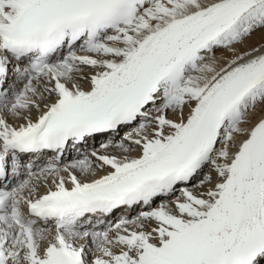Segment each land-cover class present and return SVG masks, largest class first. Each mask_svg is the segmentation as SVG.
Returning <instances> with one entry per match:
<instances>
[{"label": "snow or ice", "instance_id": "snow-or-ice-1", "mask_svg": "<svg viewBox=\"0 0 264 264\" xmlns=\"http://www.w3.org/2000/svg\"><path fill=\"white\" fill-rule=\"evenodd\" d=\"M0 264H264V0H0Z\"/></svg>", "mask_w": 264, "mask_h": 264}, {"label": "bare ground", "instance_id": "bare-ground-1", "mask_svg": "<svg viewBox=\"0 0 264 264\" xmlns=\"http://www.w3.org/2000/svg\"><path fill=\"white\" fill-rule=\"evenodd\" d=\"M259 42H260V33L257 32V33H254V34L252 35V37H250V38L245 42V44H244V45H241L240 47H241V48L250 47V46L255 45V44L259 43ZM221 51H222V50H218V51H217V55H218V56L221 54ZM224 55H230V54H229V53H224ZM106 139H108V137H106ZM97 140H99V142H98ZM97 140H96L95 142H93V141H89V144L92 145V146L98 147L99 143L102 142V141H104L105 139L102 140V139L97 138ZM109 151H111V149H110ZM205 170H207V169H205ZM115 213H116V212H115ZM115 213H114V214H115Z\"/></svg>", "mask_w": 264, "mask_h": 264}]
</instances>
